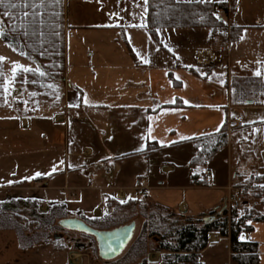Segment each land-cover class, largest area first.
<instances>
[{"label":"crops","instance_id":"1","mask_svg":"<svg viewBox=\"0 0 264 264\" xmlns=\"http://www.w3.org/2000/svg\"><path fill=\"white\" fill-rule=\"evenodd\" d=\"M146 9L145 0L68 3L61 106L28 101L27 94L15 104L21 89L12 87L8 113L13 115L0 116V139L10 141L0 142V175L14 187L39 180L48 186L43 204L65 210L73 205L75 212L67 218L89 226L112 219L114 203L136 201L142 190L157 205L198 218L226 203L230 185L251 175L264 179V0H235L227 21L246 27L229 48L230 78L261 80L249 85L252 98L243 104L232 103L230 86L212 73L217 64L206 66L211 70L206 78L193 73L201 67L196 54L212 46L208 29L159 30L165 51L145 28ZM2 46L4 69L17 55L2 53ZM237 122L242 127L232 128ZM223 129L226 148L207 167L190 168L194 150L185 141ZM149 144L158 147L143 152ZM192 175L208 185H191ZM239 239L255 242L264 264V223H254L253 231ZM150 243L151 250L136 254L131 264H159L156 240ZM56 252L64 256L62 264H83L78 250ZM201 262L229 264L228 239L210 234Z\"/></svg>","mask_w":264,"mask_h":264},{"label":"trees","instance_id":"2","mask_svg":"<svg viewBox=\"0 0 264 264\" xmlns=\"http://www.w3.org/2000/svg\"><path fill=\"white\" fill-rule=\"evenodd\" d=\"M11 3H15L16 7L0 6V21H3L0 26L5 32L0 39L18 55L31 62L30 69L33 70L30 73L18 71L14 80L24 87L28 101H41L53 107L61 106L66 75L67 3L65 0H28V7L24 6V0H11ZM146 8L145 28L163 50L165 48L158 36L161 29H208L211 43L227 38L232 43L237 42L246 30V27L228 24L224 19L234 13L235 0L203 2L147 0ZM5 11L8 15H4ZM25 12L28 13L27 17L24 15ZM37 69L39 71H36ZM203 71L204 74L201 75L193 69V73L203 78L211 72L210 68ZM40 72L45 75H40ZM252 82L260 83L261 80L257 78L232 80L230 86L232 103H244L250 96L248 87ZM0 83H3L2 79ZM31 93L35 95H30ZM0 94L2 96V90ZM185 143L191 144L194 150L189 167H207L209 161L226 148V129L216 134L190 139ZM157 147L149 144L143 152H151ZM199 178L200 176L192 175L191 185H208L207 180ZM234 188L239 190L243 198L248 196L262 198L261 204L264 205V179L261 176L251 175L234 185ZM22 204L28 206L26 203ZM155 208L160 213L155 214L154 211L150 213V229H153L150 230V237L156 240L154 250L160 253L159 264H202L201 252L207 247L210 234H218L221 238L228 239L232 264H259L257 244L243 242L239 236L242 233H251L254 223H264V213L247 207L240 211L231 204L217 207L207 215L192 218L171 211L165 212L160 206ZM161 211L166 215L163 216ZM17 216L20 218V215ZM208 216L212 219L205 223L203 219ZM3 220L5 223L0 222V229L15 231L21 242L27 240L24 245L21 244L23 250L35 244L36 240L30 241L29 236L23 234L18 221L6 216ZM142 264L147 263L144 261Z\"/></svg>","mask_w":264,"mask_h":264},{"label":"rangeland","instance_id":"3","mask_svg":"<svg viewBox=\"0 0 264 264\" xmlns=\"http://www.w3.org/2000/svg\"><path fill=\"white\" fill-rule=\"evenodd\" d=\"M225 1V0H219ZM224 17V16H223ZM229 16L224 19L228 21ZM68 27H65V31ZM189 30V29H188ZM193 30V29H190ZM200 30V29H198ZM211 43V42H210ZM235 43V42H234ZM214 44V45H213ZM225 44L227 46V55H222V59L220 62H216L218 66L213 68V74L219 75V77L223 78L225 83H228L229 86L232 85L233 78L230 76V53L229 48L232 42L227 38L222 41L219 40L216 43H211V48H220L221 45ZM0 45H4V50L2 53H15L17 56H13L14 60L11 62L4 63V69L2 68L4 77H7L10 81L9 90L12 87L20 88L21 95L16 98L14 101L15 104L23 103L26 98V93L24 87L12 80L13 76V63L21 65L25 68H30L32 63L26 60L25 58L18 55L12 48L7 46L4 42L0 40ZM209 48V49H211ZM205 50V49H204ZM203 51V50H202ZM201 52V51H200ZM198 52V53H200ZM197 53V54H198ZM196 54V56H197ZM195 56V57H196ZM16 57H19L17 60ZM223 65V66H222ZM200 66V65H199ZM207 66V65H206ZM201 65L197 71L203 75L204 69L207 67ZM0 67H3L0 65ZM229 74V75H228ZM247 76V75H245ZM253 85V84H252ZM247 90V89H246ZM252 98V96H248L247 99ZM11 99L10 95L7 96V103H5L4 95L0 94V116H9L11 117L13 113H8V106L10 105ZM13 104V103H12ZM12 114V115H9ZM31 136V135H30ZM63 138V136H62ZM59 140V136H58ZM0 142L5 145H9L10 141L6 138L0 139ZM63 145V140L61 142ZM1 163V162H0ZM1 166V164H0ZM5 179V177L0 175V222H4V216L14 218L15 221H18L19 225L22 228L23 234L28 237L30 241H35V244L28 249L23 250L21 244L24 245L25 241L22 242L19 240L18 235L13 230H3L0 229V264H16L17 262H22L23 264H39L40 262L43 264H62L64 262V256L56 252L61 250L62 248H69L73 250H78V252L82 255L83 264H111L112 262H106L99 258L96 242L93 237L73 232L69 230L62 229L60 227V221L62 219H66L67 216H70L75 211L72 206L67 207L65 209L55 208L52 205L47 206L45 203L46 200L43 197L48 191V186L39 187L35 186L31 183L22 184L21 186L14 187L13 182H10ZM6 181V182H5ZM12 181V180H11ZM9 182V183H8ZM7 183L10 186H3ZM231 186V185H230ZM118 190L114 191V196L116 197ZM121 191V190H120ZM140 191V190H139ZM231 191V190H230ZM144 193V195H142ZM69 197V194L66 193ZM262 197V196H261ZM122 198V197H120ZM136 201L129 202L122 205V203H114L115 211L112 219L108 220L103 224H99V222H93L90 226L93 228H108L107 230H112L115 228H119L130 223H134L136 225V233L134 241L130 242L125 251L118 257L120 262L119 264H131L133 257L136 254H142L143 252H148L151 250V243L153 239L150 237V213L154 211L155 214L160 213L155 207L160 206L153 202L147 194L142 190L136 194ZM22 203L28 204V206L23 205ZM262 203V198H252L251 196L244 197L238 205L240 211H242L243 207H247L248 209L256 210L260 213H264V205ZM9 204H13L14 208L10 207ZM224 205H227L226 203ZM166 211H170V209L160 206ZM94 211L95 213L97 212ZM180 210V208H179ZM162 212V211H161ZM173 212V211H171ZM174 213V212H173ZM16 215H20V218L16 217ZM162 215L166 214L162 212ZM108 219V218H107ZM3 224V223H2ZM1 224V225H2ZM53 237L55 240H53ZM133 240V239H132ZM45 241V242H44ZM154 249L156 248V243L154 244ZM25 251V252H22ZM137 256V255H136ZM259 256V255H258ZM70 259H73L70 257ZM117 259V258H116ZM229 264H232L231 261Z\"/></svg>","mask_w":264,"mask_h":264},{"label":"water","instance_id":"4","mask_svg":"<svg viewBox=\"0 0 264 264\" xmlns=\"http://www.w3.org/2000/svg\"><path fill=\"white\" fill-rule=\"evenodd\" d=\"M212 217H205V223ZM60 227L65 230L82 233L94 238L97 246L98 256L101 260L109 262L118 258L127 248L135 236L136 225H128L112 230H96L76 218H66L60 222Z\"/></svg>","mask_w":264,"mask_h":264},{"label":"built area","instance_id":"5","mask_svg":"<svg viewBox=\"0 0 264 264\" xmlns=\"http://www.w3.org/2000/svg\"><path fill=\"white\" fill-rule=\"evenodd\" d=\"M73 0H65V2L68 4ZM71 25H69L70 27ZM227 46L225 44L221 45L220 48L216 49V48H211V49H205L203 51H201L200 53L197 54V56L195 57V62L197 65H203V66H209L212 65L216 62H220L222 59V55H227ZM232 128H241L242 127V123L237 122L234 125L231 126ZM229 127V128H231ZM209 176V171H205L204 172V177H208ZM32 184L35 185L36 187H45V185L40 182L39 180H34L32 181ZM229 190V195L226 201L227 205H233L234 207H238V205H240L243 197L240 194L238 189H235L234 187H228ZM231 190V191H230ZM123 192L118 190L117 194H116V198L120 199V197H122Z\"/></svg>","mask_w":264,"mask_h":264},{"label":"snow or ice","instance_id":"6","mask_svg":"<svg viewBox=\"0 0 264 264\" xmlns=\"http://www.w3.org/2000/svg\"><path fill=\"white\" fill-rule=\"evenodd\" d=\"M145 2L147 3V0H145ZM200 2H203V0H200ZM0 6H4V7H12V8H15L16 7V4L15 3H11V0H0ZM24 6L25 7H28L29 4H28V0H24ZM35 6H38V5H35ZM4 15H8L7 11H5ZM25 17L28 16V13L25 12L24 13ZM3 24V21H0V25ZM15 30V29H13ZM5 35V32H4V29L2 26H0V37H3ZM5 58L3 57H0V65H2V62ZM18 71H22V72H25V73H30L32 72L33 70L30 69V68H25L21 65H18V64H15L13 63V76H12V80L15 79V76L17 74ZM36 71H39V69H37ZM40 75H45V73L43 72H40L39 73ZM257 76H260L261 73L259 71H257L255 73ZM0 79L3 80V83H0V90H2V93L4 95V100H5V103H7V96L10 95V90H9V84H10V81L8 80L7 77H4V74H3V71H2V67H0ZM27 82V81H25ZM30 95H35V93H31ZM62 163V162H61ZM53 172L56 171V166L53 167L52 169ZM51 173H48V175H50ZM42 174L41 173H36L35 174V177H39L41 176ZM33 177V178H35Z\"/></svg>","mask_w":264,"mask_h":264}]
</instances>
